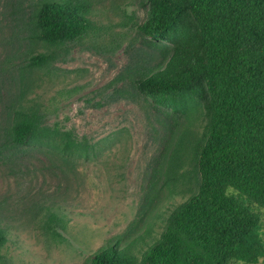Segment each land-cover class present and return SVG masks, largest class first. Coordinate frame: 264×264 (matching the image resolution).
Here are the masks:
<instances>
[{
	"label": "rangeland",
	"instance_id": "1",
	"mask_svg": "<svg viewBox=\"0 0 264 264\" xmlns=\"http://www.w3.org/2000/svg\"><path fill=\"white\" fill-rule=\"evenodd\" d=\"M37 1L0 0V225L9 233L0 264H85L119 239L122 246L133 242L141 259L172 210L205 182L220 180L218 173L198 174L190 159L175 174L167 171L169 157H198L195 144L213 121L206 74L173 101L157 103L132 79L180 39L173 30L155 40L141 34L137 24L149 9L143 0H96L109 30L97 35V46L87 39L50 48L30 38ZM111 34L122 41L114 51L106 48ZM32 52L55 59L31 67ZM22 101L41 107L45 124L59 134L71 132L79 145H89L90 156L15 143L10 130ZM228 192L259 214L264 244V208ZM52 213L62 220L48 222ZM232 264H264V256Z\"/></svg>",
	"mask_w": 264,
	"mask_h": 264
},
{
	"label": "trees",
	"instance_id": "2",
	"mask_svg": "<svg viewBox=\"0 0 264 264\" xmlns=\"http://www.w3.org/2000/svg\"><path fill=\"white\" fill-rule=\"evenodd\" d=\"M96 0H38L30 19V38L47 48L89 41L109 31L100 21ZM148 18L137 24L145 38L158 39L170 30L180 42L162 61L144 66L132 79L157 103L173 101L191 90L204 74L212 95L213 121L195 148L198 157H169L167 171L194 160L198 174H220L177 205L162 236L148 243L140 259L132 243L110 242L85 264H232L258 263L264 244L257 233L260 220L236 194L264 208V0H143ZM131 20L133 16H129ZM125 22H123L124 24ZM128 24V23H126ZM122 46L111 34L106 48ZM28 65L42 68L55 59L32 52ZM35 103L19 102L11 136L18 145L57 148L62 153L89 157V145H79L71 132L59 134L45 123ZM204 140V141H203ZM184 148L180 145V149ZM175 156L176 153H175ZM51 214L48 222H59ZM149 233V231H148ZM9 239L0 225V248Z\"/></svg>",
	"mask_w": 264,
	"mask_h": 264
}]
</instances>
